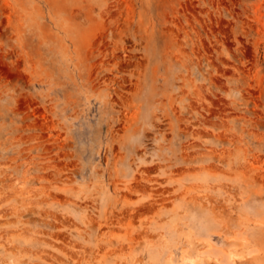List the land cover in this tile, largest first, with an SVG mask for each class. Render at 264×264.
<instances>
[{"label":"rangeland","instance_id":"rangeland-1","mask_svg":"<svg viewBox=\"0 0 264 264\" xmlns=\"http://www.w3.org/2000/svg\"><path fill=\"white\" fill-rule=\"evenodd\" d=\"M0 264H264V0H0Z\"/></svg>","mask_w":264,"mask_h":264}]
</instances>
